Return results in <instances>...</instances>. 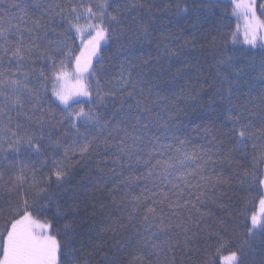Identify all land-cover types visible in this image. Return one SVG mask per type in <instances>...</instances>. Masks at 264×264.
Wrapping results in <instances>:
<instances>
[{"label": "snow or ice", "instance_id": "snow-or-ice-1", "mask_svg": "<svg viewBox=\"0 0 264 264\" xmlns=\"http://www.w3.org/2000/svg\"><path fill=\"white\" fill-rule=\"evenodd\" d=\"M228 3L245 20L242 43L260 49L264 80V20L257 14L258 7L264 15V2ZM224 4L0 0V264H87L74 247V225L80 204L87 207L97 193L121 214L112 228L121 237L117 253L105 264H188L193 252L195 264H264V91L248 99L251 90L233 88L246 72L233 67L235 50L225 48L218 63L236 80L216 89L219 106L209 118L222 115L227 131L210 147L186 150L176 124L159 134L150 127L164 98L152 99L148 61L137 64L132 44L121 43L137 28L136 41L147 39L154 11L174 6L177 15L203 22ZM231 43H241L238 32ZM105 45L118 47L106 58ZM113 58L119 71L110 78ZM91 162V186L77 184L76 170ZM233 181L257 193L250 216L233 214Z\"/></svg>", "mask_w": 264, "mask_h": 264}, {"label": "trees", "instance_id": "trees-1", "mask_svg": "<svg viewBox=\"0 0 264 264\" xmlns=\"http://www.w3.org/2000/svg\"><path fill=\"white\" fill-rule=\"evenodd\" d=\"M7 2L8 0H5L4 6ZM262 2L264 0H259L258 4ZM170 3H180L181 7L184 6V0H170ZM232 7L228 0H225L222 7L215 9V16L203 22H197L194 14L189 17L177 15L174 6L167 12L154 11V18L148 24L150 35L147 39L141 36V40L136 41V36L141 31L137 28L135 34L128 32L121 41L122 44H132L135 48L137 64L148 61L144 67L150 72L148 79L154 85L152 99L157 98V93L159 97L164 98L160 99L159 106L153 109L150 127L159 134L164 131L165 124L169 127L176 124L180 129V139L188 142L186 150L189 151H199L200 145L210 147L208 141L213 136L221 138L227 131L226 127L220 125V120L224 118L222 115L215 123L209 118L219 106L216 89L219 88L223 92L229 83L236 80L232 68L218 63L225 59V48L229 54H233L235 50L233 67H243L246 72L238 85H232L233 88L238 87L243 93H249L251 90L248 99L257 97L264 91V80L260 77L261 69L258 66L261 61L260 49H250V46L242 43L241 38V43H231V34L238 31L240 24ZM257 12L260 19L264 20V15H260L258 7ZM194 24L197 25L196 28H193ZM224 39L228 40L227 44L223 43ZM76 44H79V40ZM117 47L118 45H114L109 48L105 45V57L112 56ZM78 50L77 48L76 51ZM244 50L247 51L242 56L241 52ZM118 65L119 60L115 58L107 65L110 78L117 76ZM213 100L216 102L213 103ZM171 142L178 144V141ZM241 164L250 166L246 160H241ZM108 166L111 167V164ZM96 168V163L91 162L85 168L77 169V184L83 182L90 187L97 175ZM260 172L264 173V164L260 165ZM228 195L232 198L234 215L243 210L250 216L258 204V200L254 199L257 193L251 191L247 185H240L235 181ZM79 198H83L82 192ZM215 212L217 215L223 214L222 209H215ZM120 215L116 203L99 193L94 197V202L89 201L87 207L80 204L74 225L77 233L74 247L81 250L78 255L82 261L86 260L87 264H105L106 257L110 258L117 253L116 241L121 237L114 236L112 228ZM259 244L260 239L257 237V247ZM199 258L193 252L192 260L188 264H195Z\"/></svg>", "mask_w": 264, "mask_h": 264}, {"label": "rangeland", "instance_id": "rangeland-1", "mask_svg": "<svg viewBox=\"0 0 264 264\" xmlns=\"http://www.w3.org/2000/svg\"><path fill=\"white\" fill-rule=\"evenodd\" d=\"M258 2H259V0H257V5H258ZM257 14H258V12H257ZM238 19H239V21H240V24H239V28H238V33H239V37L241 38V40L243 41V30H244V24H245V20H244V18H243V16H240V17H238ZM73 69H74V65H72L70 68H68L67 70L69 71V72H71V71H73ZM80 99H83V98H80Z\"/></svg>", "mask_w": 264, "mask_h": 264}]
</instances>
